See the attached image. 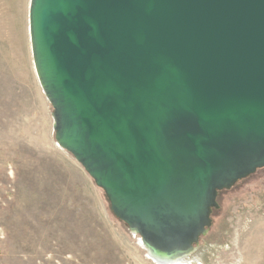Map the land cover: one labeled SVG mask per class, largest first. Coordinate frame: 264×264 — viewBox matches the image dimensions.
I'll list each match as a JSON object with an SVG mask.
<instances>
[{
	"label": "water",
	"instance_id": "water-1",
	"mask_svg": "<svg viewBox=\"0 0 264 264\" xmlns=\"http://www.w3.org/2000/svg\"><path fill=\"white\" fill-rule=\"evenodd\" d=\"M53 137L155 264L264 169V0H29Z\"/></svg>",
	"mask_w": 264,
	"mask_h": 264
},
{
	"label": "rangeland",
	"instance_id": "rangeland-1",
	"mask_svg": "<svg viewBox=\"0 0 264 264\" xmlns=\"http://www.w3.org/2000/svg\"><path fill=\"white\" fill-rule=\"evenodd\" d=\"M29 0H0V264H155L53 137L37 81ZM212 223L178 264H264V170L217 196Z\"/></svg>",
	"mask_w": 264,
	"mask_h": 264
},
{
	"label": "trees",
	"instance_id": "trees-1",
	"mask_svg": "<svg viewBox=\"0 0 264 264\" xmlns=\"http://www.w3.org/2000/svg\"><path fill=\"white\" fill-rule=\"evenodd\" d=\"M259 170H264V169H259ZM257 171H258V170H257ZM254 174H255V173H254ZM252 175H253V174H252ZM252 175H250L249 177H251ZM249 177H247V178H245V179H248ZM245 179H242V180L238 181L237 183H239V182H241V181H244ZM237 183H236V184H237ZM223 191H224V190H223ZM220 192H221V191H220ZM220 192H219V193H220Z\"/></svg>",
	"mask_w": 264,
	"mask_h": 264
}]
</instances>
